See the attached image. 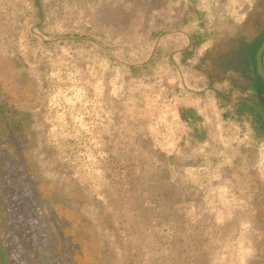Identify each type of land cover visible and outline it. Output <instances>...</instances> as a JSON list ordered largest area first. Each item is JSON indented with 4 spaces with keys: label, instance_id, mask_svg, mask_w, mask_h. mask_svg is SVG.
I'll use <instances>...</instances> for the list:
<instances>
[{
    "label": "rangeland",
    "instance_id": "rangeland-1",
    "mask_svg": "<svg viewBox=\"0 0 264 264\" xmlns=\"http://www.w3.org/2000/svg\"><path fill=\"white\" fill-rule=\"evenodd\" d=\"M192 1L0 0V264H264V113L211 78L264 0L212 44Z\"/></svg>",
    "mask_w": 264,
    "mask_h": 264
},
{
    "label": "trees",
    "instance_id": "trees-1",
    "mask_svg": "<svg viewBox=\"0 0 264 264\" xmlns=\"http://www.w3.org/2000/svg\"><path fill=\"white\" fill-rule=\"evenodd\" d=\"M250 37L249 33H244L238 38L241 45L236 46V49L244 53L243 61L240 64H230L228 60L224 61L222 59V74L212 75L211 78L216 81L226 80L234 90L241 92L250 90L255 92L258 104L264 113V83L262 77L257 73L255 60L256 51L264 40V28L257 31L252 38ZM248 67H252L253 72L251 74L245 72V69ZM245 108L252 110V108L248 107H244L242 110ZM261 116V128L264 132V115Z\"/></svg>",
    "mask_w": 264,
    "mask_h": 264
},
{
    "label": "crops",
    "instance_id": "crops-1",
    "mask_svg": "<svg viewBox=\"0 0 264 264\" xmlns=\"http://www.w3.org/2000/svg\"><path fill=\"white\" fill-rule=\"evenodd\" d=\"M240 2L241 0H232L230 4L232 5L231 10H228L226 13L224 12V9L220 13H214L211 7L218 4L215 0H197L195 2H189L190 11L188 15L190 20L185 22L184 28L187 30H196V33H201V31L211 29L212 26L213 33L210 35L208 41H204V44H212L219 33L220 23H223L226 19H230L241 24L246 20L245 16L239 17V10L237 9V6L240 5ZM187 39L188 44L195 41L194 35H191L190 33H188ZM0 251H2L1 246Z\"/></svg>",
    "mask_w": 264,
    "mask_h": 264
},
{
    "label": "water",
    "instance_id": "water-1",
    "mask_svg": "<svg viewBox=\"0 0 264 264\" xmlns=\"http://www.w3.org/2000/svg\"><path fill=\"white\" fill-rule=\"evenodd\" d=\"M255 60L257 73L262 77L264 83V40L256 51Z\"/></svg>",
    "mask_w": 264,
    "mask_h": 264
}]
</instances>
